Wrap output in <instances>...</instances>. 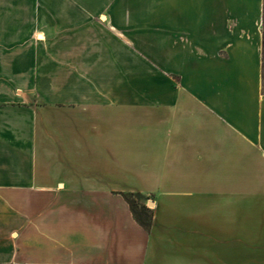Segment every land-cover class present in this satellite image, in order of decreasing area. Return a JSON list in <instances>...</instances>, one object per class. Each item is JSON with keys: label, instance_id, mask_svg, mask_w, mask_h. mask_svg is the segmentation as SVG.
<instances>
[{"label": "crops", "instance_id": "1", "mask_svg": "<svg viewBox=\"0 0 264 264\" xmlns=\"http://www.w3.org/2000/svg\"><path fill=\"white\" fill-rule=\"evenodd\" d=\"M115 2L0 0V264H264L262 0L166 1L164 111Z\"/></svg>", "mask_w": 264, "mask_h": 264}, {"label": "rangeland", "instance_id": "2", "mask_svg": "<svg viewBox=\"0 0 264 264\" xmlns=\"http://www.w3.org/2000/svg\"><path fill=\"white\" fill-rule=\"evenodd\" d=\"M167 0H116L114 4L111 6V11L114 12H124L128 15L135 14L136 17L141 18V33H142V40L144 43L145 39H149L150 34L152 33V39L154 41V34L156 35V44H157V52L153 53L156 55L157 61V73H158V95H159V104L162 107L159 111H164V93H165V59H166V52H165V43H166V26H165V19H166V10H167ZM263 8H264V0ZM104 18V17H103ZM156 29V30H155ZM156 31V32H155ZM262 31V39L264 34V26L263 21L261 25ZM149 40L146 41L149 44ZM142 59L143 63L149 59V51L142 52ZM149 63H147L148 65ZM142 71H149L148 68L145 67L143 64ZM143 86H148L145 84ZM127 87H131V85H127ZM133 88V87H132ZM131 88V90H132ZM264 89V88H263ZM160 106V105H159ZM132 137V134L127 135V140ZM150 197L144 195L143 198L139 199L140 203H144L149 209L152 206H149Z\"/></svg>", "mask_w": 264, "mask_h": 264}, {"label": "trees", "instance_id": "3", "mask_svg": "<svg viewBox=\"0 0 264 264\" xmlns=\"http://www.w3.org/2000/svg\"><path fill=\"white\" fill-rule=\"evenodd\" d=\"M263 26H264V9H263ZM262 82L264 88V34H263V50H262ZM264 90V89H263ZM125 199L130 204L135 219L145 228L150 229L152 224V211L144 203H140L139 199L144 194L140 192L124 193Z\"/></svg>", "mask_w": 264, "mask_h": 264}, {"label": "water", "instance_id": "4", "mask_svg": "<svg viewBox=\"0 0 264 264\" xmlns=\"http://www.w3.org/2000/svg\"><path fill=\"white\" fill-rule=\"evenodd\" d=\"M148 204H149V206H153V201L150 200Z\"/></svg>", "mask_w": 264, "mask_h": 264}]
</instances>
